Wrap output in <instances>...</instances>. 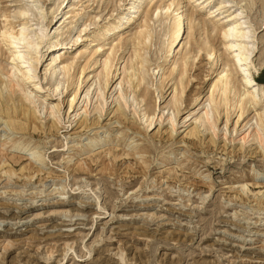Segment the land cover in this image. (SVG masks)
<instances>
[{
  "label": "rangeland",
  "instance_id": "1",
  "mask_svg": "<svg viewBox=\"0 0 264 264\" xmlns=\"http://www.w3.org/2000/svg\"><path fill=\"white\" fill-rule=\"evenodd\" d=\"M170 1L153 0L148 6L146 0L100 46V27L114 21L129 0H37L40 9L32 0H0V28L13 25L17 31L29 19L34 28L37 15L46 13L57 39L74 41L64 50L63 58L73 57L74 64L62 77L61 92L35 94L47 108L37 112L44 130L32 135L0 125V264H264V149L257 140H244L257 127L252 118L263 113L264 96L258 91L260 101L241 118L238 110L231 109L229 118L224 110L213 130L201 127L200 139L185 138L184 129L207 108L216 70L202 51L188 72L182 111L174 116L167 102L179 69L170 74L173 65L164 62L162 43L174 6L154 11L148 20L154 38L141 87L132 88L124 78L132 54V45L126 44L117 52L120 78L97 98L103 52L113 39L132 36L150 7ZM224 1L220 13L212 8L220 0H185L187 13L215 25L217 35L213 39L197 26L188 31L198 42L210 39L218 47L224 39L217 28L227 21L224 16L239 12L240 4L248 6L255 46L252 73L264 86V0ZM27 8L30 15L24 14ZM189 21L186 27L197 23ZM221 52L233 55V49ZM43 58L37 66L46 87L55 76L48 65L50 52ZM8 62V53H0V63L9 69ZM82 70L85 78L69 109L74 76ZM25 87L33 88L30 82ZM140 90L148 94L145 101L137 96ZM120 93L129 124L118 120L116 108L112 111ZM52 107L56 112L50 115ZM148 107L154 116L150 126L142 115ZM84 117L87 127L81 126ZM15 139L20 142L12 145ZM140 147L147 149L138 153ZM26 165L32 168L22 171Z\"/></svg>",
  "mask_w": 264,
  "mask_h": 264
},
{
  "label": "bare ground",
  "instance_id": "2",
  "mask_svg": "<svg viewBox=\"0 0 264 264\" xmlns=\"http://www.w3.org/2000/svg\"><path fill=\"white\" fill-rule=\"evenodd\" d=\"M35 6L37 0H32ZM122 1V0H120ZM146 0H129L126 8L120 11L114 18V21L107 22L100 27L99 33L102 35L100 40V46H103L105 41L108 39L107 34L111 30L121 31L124 28V24L127 18L132 17L138 12ZM153 0H148V6H152ZM187 2V1H186ZM225 2L220 0V5L214 4L213 9L224 13L221 4ZM187 4L185 0H171L164 6L160 5L153 9L150 7L147 10L146 15L143 18V23L137 26V31L132 36L123 39H113L112 47L103 52L104 58L102 59V69L97 73L96 77L99 79V90L97 92V98L101 100V91L106 88L112 80H118L120 77L119 70V58L117 52L120 48H123L126 44L132 45V54L130 56L129 63L125 66V71H128L127 76H124L125 80L130 82L132 88L138 90L144 80L147 78L149 68L146 67L148 60L146 54L152 46V40L154 38L152 33V26L148 24L150 16L153 15L154 11L166 9L167 11L174 6V14L172 15V25L165 26L162 30V43L164 47L163 60L164 62H172V69L170 74H173L176 69H179L178 78L174 84L173 90L169 93L171 98L167 102V107L173 110V114H179L182 111V105L185 102L183 95L188 86L187 75L188 72L194 67L195 60L201 52H205L210 60H212V67L216 70L215 76L208 84L209 97L207 98L206 110L194 118L191 128L184 129V137L192 139H200L201 127L204 130H213L217 121L219 120L222 111L226 113L227 118L230 116V110H238L239 118H241L245 112L250 111L253 104L260 101L257 92L260 91L261 95L264 96V86L260 85L252 71H253V54L254 44L251 42L253 36V26L248 21L246 12L248 6L240 4L237 13H229L224 16L227 19L225 24L221 28H217L218 33H222L223 39L216 47L213 45V40H202L198 42L195 39V35L189 32V28L193 29L196 26L199 31L207 30L210 33L211 38H215L217 35L215 32L216 26H209L205 21L194 17L193 13H187ZM29 14V8L26 9ZM186 12V13H185ZM38 19L35 23L34 28H31L30 22L33 19H29L28 24H24L19 30L15 31L13 25L10 27L4 26L0 28V41L3 43L4 48L0 46V53L7 54L10 68H6L0 63V125L6 124L7 128L12 131L22 132L25 134L39 132L44 125L39 124V117L37 112L44 111L47 108L43 102L37 101V96L40 91L46 89L49 94L58 95L61 92L62 86L65 82L63 76L69 74L73 68L74 60L72 58H63L64 50L68 48V45L74 42L70 38L62 42L56 37L55 31L49 29L47 24V14L39 13ZM229 17V18H228ZM190 19L197 20V23L193 26L186 27L185 20ZM131 20V18H130ZM189 21V22H190ZM193 21V22H194ZM165 25V21L161 20V25ZM192 24V23H191ZM49 29V30H48ZM53 31V32H52ZM200 33V32H199ZM202 34V33H201ZM208 35V34H207ZM217 38V37H216ZM208 39V37H207ZM193 40V43H191ZM150 43H149V42ZM149 43V45L147 44ZM15 49V50H14ZM19 49V50H16ZM227 51L233 49V55L230 57L228 54L221 52V50ZM4 50V51H3ZM50 52L49 67L51 69V76H55V80L52 84L45 86L46 76H41L38 73V61H42L43 55ZM82 54V53H81ZM84 54V53H83ZM75 58V56H74ZM75 78L74 83L76 88L70 99L69 109H72L74 102L76 101L80 86L85 76L82 75ZM32 83L33 88L30 90L25 87L27 83ZM81 82V83H80ZM173 93V94H172ZM36 94V95H35ZM49 94H44L46 99ZM141 101H145L148 97L146 91H138V95ZM195 101L199 100V95L195 96ZM123 93H120L116 98L118 102L112 111L116 108V116L121 123L129 124L127 116L125 114V104ZM39 102V103H38ZM199 101L197 104H199ZM58 108H60L58 106ZM96 110L102 109L101 102L96 105ZM264 110V104H263ZM54 108H50V115L54 114ZM148 107V111L142 113L143 117L149 120L148 126L153 124L154 116L151 114ZM175 118V117H174ZM173 117L170 120H174ZM256 120V129L249 130L244 136V140L248 141L257 140L260 146L264 149V111L263 113H257L252 119ZM251 119V120H252ZM186 120L183 121V124ZM55 122L49 126L53 129ZM81 126L87 127V118L84 117L81 122ZM173 126V125H172ZM174 127V126H173ZM107 131V130H106ZM103 132H99L100 137ZM97 141V137H95ZM213 142V138H210ZM12 145L19 144V140L15 139L10 141ZM145 148V147H144ZM140 147L138 153L146 151ZM126 155L133 154L132 152H124ZM1 154L0 151V160ZM5 156V155H4ZM167 157V153H161L159 158L164 161ZM3 158V157H2ZM3 160V159H2ZM6 161V160H5ZM142 163L146 164L147 160L142 159ZM31 165H26L21 170H30ZM79 168H83L82 165ZM8 172H12L9 170ZM122 260L125 256H122Z\"/></svg>",
  "mask_w": 264,
  "mask_h": 264
}]
</instances>
